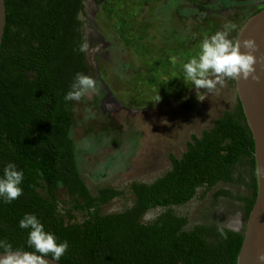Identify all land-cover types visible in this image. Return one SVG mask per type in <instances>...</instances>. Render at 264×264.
<instances>
[{
  "label": "trees",
  "instance_id": "trees-1",
  "mask_svg": "<svg viewBox=\"0 0 264 264\" xmlns=\"http://www.w3.org/2000/svg\"><path fill=\"white\" fill-rule=\"evenodd\" d=\"M85 1L6 0L0 175L11 162L23 170L24 181L22 196L11 203L0 200V240L13 250L33 251L27 245L29 230L19 221L34 213L57 242L68 241L64 264H237L244 229L205 223L188 229L189 219L172 207L189 203L200 188L241 184L249 195L220 189L216 197L240 201L248 219L258 192L255 142L238 97L209 129L191 134L180 157L170 153L171 169L152 181L132 182L131 204L101 213L102 205L124 192L112 187L91 192L72 137L75 101L63 99L75 74L91 71L87 54L76 51L85 39L80 19ZM157 208L165 211L145 221Z\"/></svg>",
  "mask_w": 264,
  "mask_h": 264
},
{
  "label": "rangeland",
  "instance_id": "rangeland-1",
  "mask_svg": "<svg viewBox=\"0 0 264 264\" xmlns=\"http://www.w3.org/2000/svg\"><path fill=\"white\" fill-rule=\"evenodd\" d=\"M254 1L236 0V5L223 0L85 1L80 19L89 43L87 75L97 82V90L75 101L72 137L82 177L93 194L104 187L125 190L131 182L162 176L172 167L170 153L180 157L191 134L209 129L224 110L235 106L234 80L210 93L200 89L205 99L184 106L180 102L184 95L197 97V90L183 81L182 65L198 53L205 36L227 21L237 26L229 36L236 40L245 21L264 8L260 5L264 0ZM220 189L250 194L245 185L221 183L208 192L200 188L197 197L172 209L189 219L188 229L205 223L243 230L247 220L242 203L216 197ZM60 197L66 200L63 188ZM130 201V195L110 200L101 213L121 211ZM164 211L150 210L144 220Z\"/></svg>",
  "mask_w": 264,
  "mask_h": 264
},
{
  "label": "clouds",
  "instance_id": "clouds-1",
  "mask_svg": "<svg viewBox=\"0 0 264 264\" xmlns=\"http://www.w3.org/2000/svg\"><path fill=\"white\" fill-rule=\"evenodd\" d=\"M237 30V26L227 21L210 36H205L199 43V51L182 65V79L190 82L197 90V98L204 100L200 95V89L212 92L217 86H223L226 80H260V75L256 74L255 65L261 62V57H257L259 45L253 38L247 37L241 40L230 39V33ZM244 49V51L241 50ZM89 43L85 38L77 47L76 51L87 54ZM173 58V63H175ZM97 90V82L94 78L77 72L70 85V90L66 92L64 101H80L89 92ZM160 100L158 95L156 102ZM24 172L18 169L14 163H8L3 168L0 175V200L11 203L23 195L22 183ZM21 229H28L27 245L33 251L13 250L12 245L7 241L0 240V250L5 255L0 256V264H49L45 257L50 256L53 261H61V257L67 251L68 241L57 242L58 238L50 231H46L43 223L34 213H26L19 221ZM259 260L264 264V254Z\"/></svg>",
  "mask_w": 264,
  "mask_h": 264
},
{
  "label": "water",
  "instance_id": "water-1",
  "mask_svg": "<svg viewBox=\"0 0 264 264\" xmlns=\"http://www.w3.org/2000/svg\"><path fill=\"white\" fill-rule=\"evenodd\" d=\"M6 0H0V47L6 27ZM253 38L259 45L257 57L264 58V8L250 16L239 30L236 40ZM244 51L243 48H241ZM260 80H235L238 98L241 102L247 123L251 130L255 150L258 192L244 228V239L238 255L237 264H261L260 255L264 254V59L256 65ZM231 229V228H230ZM235 230V229H232ZM240 231V230H235ZM5 255L0 251V256ZM49 264H64L45 257Z\"/></svg>",
  "mask_w": 264,
  "mask_h": 264
},
{
  "label": "flooded vegetation",
  "instance_id": "flooded-vegetation-1",
  "mask_svg": "<svg viewBox=\"0 0 264 264\" xmlns=\"http://www.w3.org/2000/svg\"><path fill=\"white\" fill-rule=\"evenodd\" d=\"M216 1V0H215ZM219 1H222V0H219ZM224 1H226V2H229L230 3V5H233V4H235L236 5V0H223V2ZM256 1V0H255ZM255 1H254V3H255ZM239 2V1H238ZM262 4H264V3H261L260 5H262ZM195 5L196 4H194V7H195ZM222 7V5L221 4H217V8H221ZM229 8H231V6L229 7ZM225 9H228V7H226ZM223 10V9H222ZM81 13H83V12H81ZM80 13V14H81ZM253 15V14H252ZM251 15V16H252ZM82 20V19H81ZM83 21V20H82ZM83 26H84V24H83ZM83 33H84V31H83ZM84 37H85V35H84ZM196 94H185L184 95V97L180 100V102H183V100H185V103H184V106H188L187 108H189V107H191V105H194L193 103L194 102H197L196 101ZM171 164H172V162H171ZM81 172V171H80ZM81 176H82V174H81ZM131 184H132V182L128 185V188H126L125 190H120V189H118V188H114V189H116V190H120V191H123L124 192V195H130L131 196V193H130V186H131ZM127 193V194H126ZM118 198H120V197H114L113 199H111V200H115V199H118ZM130 203H131V201H130ZM122 211V210H121Z\"/></svg>",
  "mask_w": 264,
  "mask_h": 264
}]
</instances>
